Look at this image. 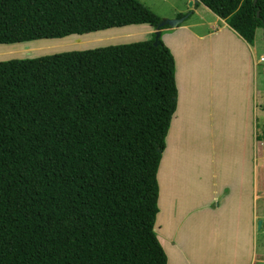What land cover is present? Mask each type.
<instances>
[{
    "label": "trees",
    "instance_id": "16d2710c",
    "mask_svg": "<svg viewBox=\"0 0 264 264\" xmlns=\"http://www.w3.org/2000/svg\"><path fill=\"white\" fill-rule=\"evenodd\" d=\"M197 3L249 44L264 33V0ZM143 24L148 40L0 62V264H167L154 228L171 26L138 0H0V45Z\"/></svg>",
    "mask_w": 264,
    "mask_h": 264
},
{
    "label": "crops",
    "instance_id": "0c3cea01",
    "mask_svg": "<svg viewBox=\"0 0 264 264\" xmlns=\"http://www.w3.org/2000/svg\"><path fill=\"white\" fill-rule=\"evenodd\" d=\"M163 3L171 18L142 4L164 21L192 14L162 35L175 59L178 103L157 173L155 233L167 264H262L264 151L255 123L263 30L249 44L197 0ZM117 29L103 42L143 41L155 32L148 24L106 32Z\"/></svg>",
    "mask_w": 264,
    "mask_h": 264
},
{
    "label": "rangeland",
    "instance_id": "374dc122",
    "mask_svg": "<svg viewBox=\"0 0 264 264\" xmlns=\"http://www.w3.org/2000/svg\"><path fill=\"white\" fill-rule=\"evenodd\" d=\"M141 2L144 4L150 5L151 7L156 9V11L162 17H165V19L166 17L171 18V16H173L170 10V7L167 6V4H164L163 0H141ZM176 3L182 4V0H176ZM167 20H173V19H167ZM106 31H109V30L100 31L97 33H91L87 35H72V36L65 37L63 39H56V40H53V39L52 40H39V41H33V42L23 43V44L0 45V52H1L0 62L8 61L11 59L43 57L47 55H54V54L70 52V51L96 49V48H101V47H107L110 45H119V44H113L111 42H103L105 41L104 39L105 36L108 37L111 34H118L119 30L117 29L116 31H113V33H108ZM263 37H264V34H263ZM162 40H163V36H162ZM42 46H47V47L45 50L43 48L42 50H40V47ZM257 82H258V91H259L258 92L259 102H257L258 112H257L255 124H256V130L258 132V135L261 136L260 141H258L257 143L258 145L257 149L260 152L261 149H263L264 151V145H263V148L261 146V142L264 143V126H262V123L264 121V113H262V108H261V106L263 105L262 104L263 101L260 98L261 96H264V72H263L262 66L258 68ZM258 163L261 164V162H258ZM259 208H260V215L264 217V201L259 202ZM258 241L259 243L261 242L264 243V236H261L260 239H258Z\"/></svg>",
    "mask_w": 264,
    "mask_h": 264
},
{
    "label": "water",
    "instance_id": "95a60500",
    "mask_svg": "<svg viewBox=\"0 0 264 264\" xmlns=\"http://www.w3.org/2000/svg\"><path fill=\"white\" fill-rule=\"evenodd\" d=\"M190 5H193V3L190 4ZM257 15H259V14L257 13ZM183 21H184V18H178V19H175V20H167V21H165V23L170 25L171 28H176Z\"/></svg>",
    "mask_w": 264,
    "mask_h": 264
}]
</instances>
